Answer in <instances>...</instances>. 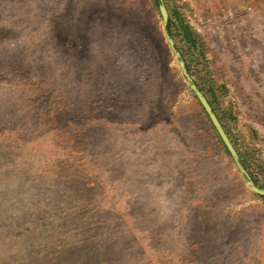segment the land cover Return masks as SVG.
Returning a JSON list of instances; mask_svg holds the SVG:
<instances>
[{
    "label": "rangeland",
    "instance_id": "obj_1",
    "mask_svg": "<svg viewBox=\"0 0 264 264\" xmlns=\"http://www.w3.org/2000/svg\"><path fill=\"white\" fill-rule=\"evenodd\" d=\"M164 2L204 39L226 123L264 157V0ZM0 264H264V200L160 4L0 0Z\"/></svg>",
    "mask_w": 264,
    "mask_h": 264
},
{
    "label": "trees",
    "instance_id": "obj_2",
    "mask_svg": "<svg viewBox=\"0 0 264 264\" xmlns=\"http://www.w3.org/2000/svg\"><path fill=\"white\" fill-rule=\"evenodd\" d=\"M155 5L159 6L158 0H153ZM176 21V22H175ZM176 27V32L174 30ZM168 31L171 36L178 44V39H180V43L187 46V49L179 48L181 51L182 57L185 60L187 69L195 83L199 87V89L204 93L207 97L209 103L211 104L214 112L218 116L220 122L222 123L225 131L227 132L230 140L235 146L239 156L241 163L244 168L250 174L252 180L255 184L264 190V157L262 154V150L255 146L254 141L249 140L247 142L246 139L236 136L232 126L226 123L225 118L223 117L220 109V105L218 104V97L216 94V88L214 86H209L206 81V77L204 73L208 72L207 65V52H206V44L204 39L200 36V34L189 24H187L180 16H175L174 18H170L168 24ZM192 50H196L200 58L206 61V64L198 63L197 56L192 52ZM203 65L204 67L200 68ZM202 106V105H201ZM203 108V107H202ZM204 110V109H203ZM205 112V111H204ZM206 113V112H205ZM207 115V114H206ZM208 117V116H207ZM209 118V117H208ZM211 122V121H210ZM215 130V128L213 127ZM216 131V130H215ZM217 133V131H216ZM218 134V133H217ZM220 141L222 142L220 136L218 135ZM225 147L224 143L222 142ZM226 152L229 157H231L229 151L225 147ZM264 200V197H261Z\"/></svg>",
    "mask_w": 264,
    "mask_h": 264
},
{
    "label": "water",
    "instance_id": "obj_3",
    "mask_svg": "<svg viewBox=\"0 0 264 264\" xmlns=\"http://www.w3.org/2000/svg\"><path fill=\"white\" fill-rule=\"evenodd\" d=\"M160 3V12L162 14L163 17V21H164V31L165 34L167 36V40L170 44V47L172 49V51L174 52L175 56L178 59L181 71L183 73V76L185 77L187 83L189 84L192 92L195 94V96L197 97V99L199 100L200 104L202 105L204 111L206 112L207 116L209 117V120L211 121L213 127L215 128V130L217 131L218 135L220 136L222 142L224 143L225 147L227 148V150L229 151L232 159L234 160L240 174L242 175L243 179L245 180L247 186L251 189V191L261 197H264V190L260 189L255 182L252 180L250 174L248 173V171L244 168L243 164L241 163L240 160V156L235 148V146L233 145L232 141L230 140L227 132L225 131L222 123L220 122L218 116L216 115V113L214 112L211 104L209 103L207 97L204 95V93L199 89V87L197 86V84L195 83L193 77L191 76V74L189 73L186 63L182 58L181 53L177 50L176 48V44L174 39L171 37L169 31H168V24H169V12L168 9L165 5L164 0H158Z\"/></svg>",
    "mask_w": 264,
    "mask_h": 264
}]
</instances>
